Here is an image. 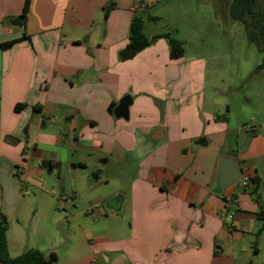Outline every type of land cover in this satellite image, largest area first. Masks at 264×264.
Masks as SVG:
<instances>
[{
	"label": "crops",
	"instance_id": "1",
	"mask_svg": "<svg viewBox=\"0 0 264 264\" xmlns=\"http://www.w3.org/2000/svg\"><path fill=\"white\" fill-rule=\"evenodd\" d=\"M24 1L0 0V44L24 34L30 38L0 49L1 174L9 173L25 186H33L35 179L40 183L41 164L49 161V155L38 148L42 144L87 151L103 167L120 165L110 174L120 185V193L98 198L110 202L121 196L120 211L110 210L111 214L97 209L96 221L77 222L87 251L80 256L70 241L74 235L67 232L65 238L71 243L66 264H264V231L255 236L263 223L258 213L264 209L260 177L264 129L254 124L252 135L242 126L231 129L215 124V117L212 124L201 117L202 125L191 65H185L182 57L170 59L162 38L131 60L120 58L128 49L134 5L144 3L147 10L164 0H30L23 28V22L21 27L12 22L20 17ZM231 1L215 0L214 5L222 8L226 2L228 9ZM110 2L115 6L104 18L103 8ZM155 70L160 71L156 79ZM156 82L159 87H154ZM125 96L132 100L128 120L116 119L108 107L116 108ZM159 101L164 104L162 117L156 107ZM245 102L253 106L251 100ZM18 103L26 106L16 112ZM55 118H59V135L40 140L39 131L29 133L31 127L45 130L48 120ZM156 129L164 132V139L152 147L144 137ZM68 132L73 133V143L65 136ZM22 134L30 141L21 139ZM199 138L206 139L205 147L195 145ZM240 140L243 148H233ZM220 157L235 159L240 169L258 181L255 189L252 182L246 191L235 189L238 210L231 231L225 226L222 195L214 189ZM73 166L84 168L86 163ZM61 191L65 192L64 182ZM1 192L0 212L6 217L10 255L33 248L53 252L51 247H34L29 235L24 237L15 229L12 233L11 219L22 226L29 215L32 220H43L57 209L66 212L67 220L71 216L67 209L74 206L76 195L65 199V206L54 196L27 198L15 192L4 196V187ZM56 215L57 226L61 216ZM260 256L263 259L257 263ZM58 262L57 257L53 264Z\"/></svg>",
	"mask_w": 264,
	"mask_h": 264
},
{
	"label": "rangeland",
	"instance_id": "2",
	"mask_svg": "<svg viewBox=\"0 0 264 264\" xmlns=\"http://www.w3.org/2000/svg\"><path fill=\"white\" fill-rule=\"evenodd\" d=\"M214 3L215 0H164L158 7L134 12L143 17L145 35L155 36L168 33L171 38L182 43L185 50L182 59L185 60V65H191L190 77L194 96L198 97L197 100L202 106L200 113L203 115L198 117L199 121L202 117L204 123L206 119L211 123L212 118L215 117L216 122L213 123L225 124L231 129L242 126V130L246 131V128H254L255 124L258 130L263 131L264 124H260L264 122V70L254 73L262 56L257 48L249 43L243 26L230 17L228 9L225 8L226 2L223 3L222 8L219 5L215 6ZM154 15H156V20L146 19L147 16ZM102 33L103 31L100 30V38L103 37ZM162 41L169 49L167 40ZM155 64L157 68L159 63ZM154 76L155 79L160 76V71L155 70ZM158 85L159 83L156 82L154 87H159ZM246 99L251 100L253 106H248ZM156 107L161 111L162 117L163 102H157ZM57 120L59 118L53 121L49 119V127L45 130H36L31 127L29 133L39 131L38 139L40 140L45 136L59 135L61 133L60 123ZM200 123L203 125L202 121ZM230 134L236 136L235 132ZM65 136L68 137L69 143H73L72 132H68ZM28 137L27 134H22L21 139L25 140ZM33 138L34 135H31V140ZM231 139L230 137L228 142L232 145ZM242 146L243 143L240 140L238 146L233 148L239 150L243 148ZM38 148L49 155V161H56L58 166L55 170L48 174V169H42V181L38 183L35 179L36 183L33 186H25L16 177L11 179V174L2 175L0 172V196L1 187H4V196L13 192L27 198L39 194L48 198L54 196L67 206L64 200L76 195L75 202L73 201L74 206L67 209L71 214L67 220L64 219L66 212L55 209L56 214L61 216L58 228L55 224L57 215L52 213L43 220H32V216L29 215L22 226L15 225L11 219L12 233L15 229L24 237L29 235L36 248L38 246L45 250L51 247L53 253L59 258L56 264H66L69 261L66 249L71 242L69 238H65V234L69 232L74 235L70 241L77 245L80 256L85 255L87 242L79 237L76 223L85 218L89 221H96L95 210L97 209L111 213L106 208L107 201L100 202L98 198L120 193L117 191V189L121 190L120 185L117 182L114 183L110 176L111 173L117 172L120 165L113 168L110 165L103 167L92 160L96 155L93 156L84 150H72L66 145L46 146L42 144ZM2 162L3 159L0 156V163ZM78 162H84L86 166L84 168L74 167L73 165ZM261 164L260 177L264 181V162ZM3 170L6 172V169ZM11 171L13 172L14 169ZM94 174H98L96 179H93ZM61 182L65 184L63 194ZM263 189L261 191L264 193ZM236 190L242 192V190ZM55 203L57 204V201ZM90 210L92 214L88 215L87 212ZM101 220L105 221L106 217H102ZM69 225L72 227L68 229ZM262 259L263 257L260 256L257 263H260Z\"/></svg>",
	"mask_w": 264,
	"mask_h": 264
},
{
	"label": "trees",
	"instance_id": "3",
	"mask_svg": "<svg viewBox=\"0 0 264 264\" xmlns=\"http://www.w3.org/2000/svg\"><path fill=\"white\" fill-rule=\"evenodd\" d=\"M29 6L30 0H25L20 14L23 28L25 27ZM114 6L115 4L113 2L104 6V18L108 16ZM228 13L233 20L239 22L243 26L249 43L253 44L262 56L260 64L254 69V73L264 70V0H232L228 6ZM146 19L154 21L157 18L155 16H147ZM143 26V17L135 14L129 27L128 48H133L136 53H139L149 47L156 39L164 38L167 40L169 46L170 59L175 60L183 57L185 50L181 42L171 38L168 33L155 36L150 40L144 35ZM23 41L29 42L30 38L24 34L19 39L0 44V49H10ZM25 106L24 103H18L15 105L14 109L16 112H19ZM113 109L114 106L110 105L108 107V112L112 114ZM33 110L35 112L39 111L37 106H34ZM251 134L253 135L255 133L251 132ZM55 166L57 167L58 164L51 161H43L41 164L42 169H53ZM251 182L253 188L257 187L256 184L258 181L255 177L251 179ZM246 190L247 189H244L243 191ZM253 192H250V194ZM258 218L263 223L255 234L256 238L264 231V209L258 213ZM6 232V217L0 212V264H53L57 261L55 253L50 252L45 254L37 249H28L18 256L12 257L7 245Z\"/></svg>",
	"mask_w": 264,
	"mask_h": 264
},
{
	"label": "water",
	"instance_id": "4",
	"mask_svg": "<svg viewBox=\"0 0 264 264\" xmlns=\"http://www.w3.org/2000/svg\"><path fill=\"white\" fill-rule=\"evenodd\" d=\"M14 26L21 27L22 19L21 17H17L13 22ZM136 55V51L133 48H128L127 50L120 53V58L127 61L133 59ZM132 100L129 96L123 97L116 108H114L112 115L116 119L128 120V109L131 105ZM145 142L148 141L150 145L153 147L164 139V132L160 129H156L146 134ZM195 145L200 147H205L207 145V141L204 138H199L195 142ZM52 169H48L47 173L50 174ZM241 169L239 167L238 162L229 157H220L217 162V168L215 173V181H214V189L215 193L222 195L227 189L235 185L240 177ZM96 178V175H93V179ZM122 202L121 196H115L110 202H107L106 208L114 211H120V205Z\"/></svg>",
	"mask_w": 264,
	"mask_h": 264
},
{
	"label": "built area",
	"instance_id": "5",
	"mask_svg": "<svg viewBox=\"0 0 264 264\" xmlns=\"http://www.w3.org/2000/svg\"><path fill=\"white\" fill-rule=\"evenodd\" d=\"M145 8H146V4L139 3V4L134 5L132 10L138 11V10L145 9ZM246 131L251 132L252 127L246 128ZM252 178L253 177L249 176L247 172L241 169V174H240L238 182L222 194L223 212H224V218L226 219L225 226L227 230L229 231L234 230V223H233L234 216H235L236 211L238 210V200L235 195V189L244 190L248 188L251 184Z\"/></svg>",
	"mask_w": 264,
	"mask_h": 264
}]
</instances>
